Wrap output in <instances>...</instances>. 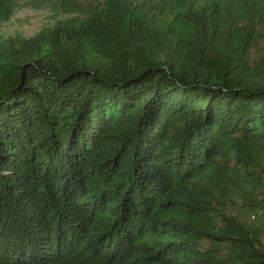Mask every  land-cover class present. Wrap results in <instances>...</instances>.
Instances as JSON below:
<instances>
[{"label":"trees","instance_id":"trees-1","mask_svg":"<svg viewBox=\"0 0 264 264\" xmlns=\"http://www.w3.org/2000/svg\"><path fill=\"white\" fill-rule=\"evenodd\" d=\"M54 2L0 40V264H264V0Z\"/></svg>","mask_w":264,"mask_h":264},{"label":"rangeland","instance_id":"rangeland-1","mask_svg":"<svg viewBox=\"0 0 264 264\" xmlns=\"http://www.w3.org/2000/svg\"><path fill=\"white\" fill-rule=\"evenodd\" d=\"M103 0H79L82 5L99 4ZM17 8L13 16L0 25V40L6 39L8 36L22 35L29 37L42 27L50 26L54 23L56 18H63L65 10L58 5L54 0H15ZM218 158H223L222 155ZM236 206L231 207L229 204V211L238 213L244 220L253 225L260 231L264 229V219L257 221L258 216H253L244 210H240L241 202L234 197ZM181 221H185L184 217H180Z\"/></svg>","mask_w":264,"mask_h":264}]
</instances>
